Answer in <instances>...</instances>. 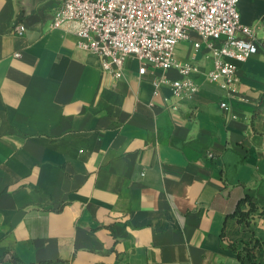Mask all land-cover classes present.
Instances as JSON below:
<instances>
[{
  "label": "crops",
  "instance_id": "1",
  "mask_svg": "<svg viewBox=\"0 0 264 264\" xmlns=\"http://www.w3.org/2000/svg\"><path fill=\"white\" fill-rule=\"evenodd\" d=\"M61 1L0 0V264H237L253 238L264 264V218L230 216L245 195L264 207V0L238 1L259 47L232 86L194 74L184 97L153 92L176 67L102 69L73 22L50 27ZM203 53L175 57L205 70Z\"/></svg>",
  "mask_w": 264,
  "mask_h": 264
},
{
  "label": "built area",
  "instance_id": "2",
  "mask_svg": "<svg viewBox=\"0 0 264 264\" xmlns=\"http://www.w3.org/2000/svg\"><path fill=\"white\" fill-rule=\"evenodd\" d=\"M238 1L62 0L49 25L59 28L73 22L77 46L98 56L102 69L115 78L122 75L128 58L140 63L139 73L149 66L160 70L176 67L180 76H156L153 92L157 94L160 85L169 82L173 95L184 97L198 90L194 74L230 88L235 81V63L258 50L255 29L240 22ZM11 31L23 36L26 26L17 22ZM184 40L204 51L209 68L202 70L195 61L176 60L177 44ZM221 105L226 107L224 102Z\"/></svg>",
  "mask_w": 264,
  "mask_h": 264
},
{
  "label": "trees",
  "instance_id": "3",
  "mask_svg": "<svg viewBox=\"0 0 264 264\" xmlns=\"http://www.w3.org/2000/svg\"><path fill=\"white\" fill-rule=\"evenodd\" d=\"M230 216L235 217L238 222L251 225L254 217L264 218V207L255 201L250 195L240 198ZM260 240L253 238L249 241H240L234 245L233 249L237 254V264H258L257 251L260 248ZM9 258L15 264H22L20 259L13 253H9ZM42 264V263H34Z\"/></svg>",
  "mask_w": 264,
  "mask_h": 264
}]
</instances>
